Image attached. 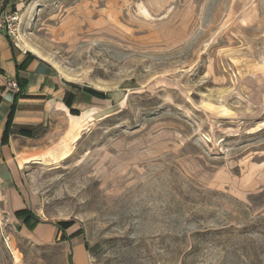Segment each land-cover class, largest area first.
<instances>
[{"label":"rangeland","instance_id":"rangeland-1","mask_svg":"<svg viewBox=\"0 0 264 264\" xmlns=\"http://www.w3.org/2000/svg\"><path fill=\"white\" fill-rule=\"evenodd\" d=\"M0 13L18 17L14 48L102 99L26 165L43 221L75 224L91 264H264V0H0ZM68 254L0 203V264Z\"/></svg>","mask_w":264,"mask_h":264},{"label":"crops","instance_id":"crops-1","mask_svg":"<svg viewBox=\"0 0 264 264\" xmlns=\"http://www.w3.org/2000/svg\"><path fill=\"white\" fill-rule=\"evenodd\" d=\"M11 80L21 87L20 94L8 89ZM101 103V98L71 88L46 60L14 48L0 32V203L31 242L67 248L68 264H91L79 228L71 222L43 221L30 208L22 183L31 159L57 151L46 140L59 120L80 119L86 111L93 113L89 117L99 114ZM70 135L62 136V143Z\"/></svg>","mask_w":264,"mask_h":264},{"label":"built area","instance_id":"built-area-1","mask_svg":"<svg viewBox=\"0 0 264 264\" xmlns=\"http://www.w3.org/2000/svg\"><path fill=\"white\" fill-rule=\"evenodd\" d=\"M18 21V17L16 14H3L0 13V32L7 36H14L15 33V25ZM7 87L9 90L14 92H18V85L16 81L11 80L8 82Z\"/></svg>","mask_w":264,"mask_h":264},{"label":"trees","instance_id":"trees-1","mask_svg":"<svg viewBox=\"0 0 264 264\" xmlns=\"http://www.w3.org/2000/svg\"><path fill=\"white\" fill-rule=\"evenodd\" d=\"M17 83V82H16ZM17 85H18V93L20 94L21 93V87L19 86V84L17 83ZM17 96L18 95H16V97L14 98V99H16L17 98ZM13 106H14V104H13ZM13 106H12V109H13ZM12 111V110H11ZM12 113V112H11ZM10 122V117H9V120H8V123ZM8 126V125H7ZM5 133H6V131H5Z\"/></svg>","mask_w":264,"mask_h":264}]
</instances>
